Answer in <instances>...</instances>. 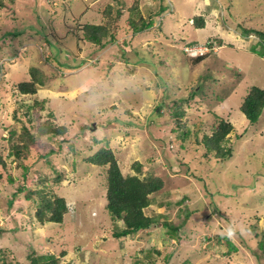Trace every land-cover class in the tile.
<instances>
[{"label": "rangeland", "instance_id": "1", "mask_svg": "<svg viewBox=\"0 0 264 264\" xmlns=\"http://www.w3.org/2000/svg\"><path fill=\"white\" fill-rule=\"evenodd\" d=\"M4 1L0 151L7 156L25 127L37 142L22 162L30 167L27 179L11 159L5 169L0 165V263L26 264L35 253L56 255L60 264H264L258 249L264 235V110L255 124L240 111L252 87L264 89L260 40L244 33L264 31V0ZM137 5L153 26L136 35L129 20ZM109 6L112 18L117 10L122 16L116 41L101 49L84 41L82 28L110 21ZM198 17L204 28H196ZM210 40L213 52L193 65L186 48ZM32 67L45 74V85L36 95H23L18 85L30 81ZM192 94L183 120L191 137L181 149L167 107ZM158 106H165L161 114ZM217 116L234 125L227 160H208L196 144L212 135ZM47 123L66 127L65 134L40 136L39 126ZM11 132L13 143L7 140ZM103 147L113 151L124 176L137 175L139 162L141 178L163 179L146 210L156 227L113 237L124 226L106 210V168L84 162ZM50 149L55 153L42 158ZM22 186L64 197L71 209L64 222H37L36 205L18 193ZM164 223L186 225L175 237ZM221 235L239 251L229 252Z\"/></svg>", "mask_w": 264, "mask_h": 264}, {"label": "trees", "instance_id": "2", "mask_svg": "<svg viewBox=\"0 0 264 264\" xmlns=\"http://www.w3.org/2000/svg\"><path fill=\"white\" fill-rule=\"evenodd\" d=\"M4 7L5 1L0 0V9ZM139 10L138 5L132 8V16L129 20L130 28L136 35L151 29L153 26V19L146 21L143 18V15L140 14ZM161 10L164 12V8ZM112 11V6H109L105 11V16H108L110 19L107 23L102 25L86 24L83 26V39L85 42L92 43L103 49L109 43H114L116 41L117 25L121 19L122 13L120 10H117L116 16L112 18ZM194 24L196 28H204L205 20L203 17H198L194 20ZM244 33L248 35L254 34L259 38L260 43H257L256 46H261V57H264V31L258 29H244ZM219 43L222 44V41H219ZM206 45L210 47V51L197 56H193L184 51L193 65L205 61L213 52L212 48L214 41L210 40ZM192 46L194 45L191 44L190 47ZM29 75L31 77L30 81L20 83L18 85V90L23 95H36L38 87H43L45 85V74L40 69L32 67L29 71ZM193 94L189 99L175 101L173 105L167 107L171 113L172 119L176 123L175 130L178 133L177 140L181 149H184L185 144L191 137V131L183 123V120L187 115L184 105L190 100L194 101ZM37 104L39 103L36 102L34 106L28 107V111L31 112L34 110ZM164 107L165 106H158L156 108L157 113L161 114L160 112ZM263 110L264 89L252 87L244 99L240 111L250 124H255L262 115ZM27 114L30 116L29 113ZM216 118L217 122L213 127L212 135L209 136L204 134L200 141L196 139V144L205 149L204 157L208 160H210L211 155L218 160H227L233 156V150L229 145V136L234 131V125L228 119L219 116ZM38 132L40 136H61L65 134L66 127L62 126L54 128L47 123L43 126H39ZM15 137L16 133L11 132L10 138L7 140L13 143ZM35 142H37L35 135L30 129L25 127L24 132L19 137L18 143H13L8 149L7 156L3 154V151H0V165L5 169L8 165V161L11 159V164H16L17 167L22 168L23 177L24 179H27L30 173V167L23 165L22 162L23 159L28 157ZM54 153L55 151L50 149L43 153L41 157L46 159ZM84 162L92 166L106 168V210L109 212L113 220L121 221L124 226L123 229L114 232V238H128L158 225V220L152 216H148L146 210L152 205L153 201L151 196L161 192L164 188V181L161 177L148 176L141 178L139 176L141 174V165L139 162H136L134 165L137 175L124 176L119 163L110 148L103 147L99 149L94 155L86 158ZM61 179L62 175L57 174L54 181L60 182ZM9 181L11 183L14 182L11 176ZM41 181H43L42 178ZM18 193H25L26 200L34 202V205H36L34 217L36 221L43 226L47 223L61 225L65 220V216L71 211L70 206L64 197H59L54 194L49 195L45 193L44 190L32 191L26 186H22L18 188ZM36 197L38 200H36ZM183 201L184 200L180 203L182 204ZM190 214L191 212L187 211L186 216L190 217ZM185 225L186 223H182V225L174 227L168 223H164L163 227L168 228L170 235L176 237ZM218 239L227 242L229 252L236 253L239 251L237 246H235L228 236L221 235ZM258 249L264 257V235L258 243ZM66 254L67 253L64 252L62 253V256H66ZM26 260V264H60L57 256L52 254H44L40 256L32 253ZM0 264L12 263L1 261Z\"/></svg>", "mask_w": 264, "mask_h": 264}, {"label": "built area", "instance_id": "3", "mask_svg": "<svg viewBox=\"0 0 264 264\" xmlns=\"http://www.w3.org/2000/svg\"><path fill=\"white\" fill-rule=\"evenodd\" d=\"M216 50V49H215ZM210 51V47L208 45H204V46H192V47H187L185 52L186 53H190L193 56H197L200 54H204Z\"/></svg>", "mask_w": 264, "mask_h": 264}, {"label": "clouds", "instance_id": "4", "mask_svg": "<svg viewBox=\"0 0 264 264\" xmlns=\"http://www.w3.org/2000/svg\"><path fill=\"white\" fill-rule=\"evenodd\" d=\"M195 46H198V45H195Z\"/></svg>", "mask_w": 264, "mask_h": 264}]
</instances>
